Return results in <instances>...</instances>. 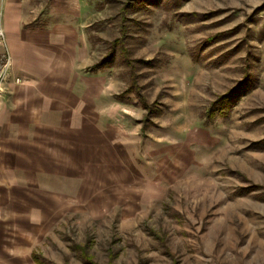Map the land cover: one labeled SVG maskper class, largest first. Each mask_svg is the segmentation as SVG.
I'll list each match as a JSON object with an SVG mask.
<instances>
[{"label":"rangeland","instance_id":"1","mask_svg":"<svg viewBox=\"0 0 264 264\" xmlns=\"http://www.w3.org/2000/svg\"><path fill=\"white\" fill-rule=\"evenodd\" d=\"M79 1L118 137L79 195L5 230L0 264H264V0Z\"/></svg>","mask_w":264,"mask_h":264},{"label":"crops","instance_id":"2","mask_svg":"<svg viewBox=\"0 0 264 264\" xmlns=\"http://www.w3.org/2000/svg\"><path fill=\"white\" fill-rule=\"evenodd\" d=\"M32 3L0 0L13 60L0 97V251L17 218L53 205L56 194L79 195L95 179L98 156L102 165L120 128L107 68H88L80 1L52 0L36 15Z\"/></svg>","mask_w":264,"mask_h":264},{"label":"built area","instance_id":"3","mask_svg":"<svg viewBox=\"0 0 264 264\" xmlns=\"http://www.w3.org/2000/svg\"><path fill=\"white\" fill-rule=\"evenodd\" d=\"M3 20L4 13L0 8V97L6 91V84L11 76L13 66V60L9 51ZM21 81V78H15L16 83H20Z\"/></svg>","mask_w":264,"mask_h":264},{"label":"trees","instance_id":"4","mask_svg":"<svg viewBox=\"0 0 264 264\" xmlns=\"http://www.w3.org/2000/svg\"><path fill=\"white\" fill-rule=\"evenodd\" d=\"M113 55H108L107 57H104L103 59H101L99 62H97L96 64H94L92 67H91V70L92 71H95V70H99V69H101V68H109L110 66H111V60H112V57ZM128 60H127V63L130 65V66H133L132 65V62H134V60H131L130 58H127ZM141 63H144V64H150V63H152V61H150V60H141L140 61ZM134 78H135V76H134ZM129 92H131V89H127L126 90V92L125 93H129ZM142 104H143V107L144 108H147V104H148V101L147 100H145V98H143L142 99ZM33 260H34V262L36 263V264H42L41 263V260H40V258H39V256L38 255H36L35 253H33Z\"/></svg>","mask_w":264,"mask_h":264}]
</instances>
